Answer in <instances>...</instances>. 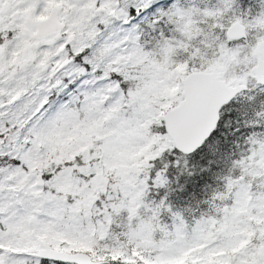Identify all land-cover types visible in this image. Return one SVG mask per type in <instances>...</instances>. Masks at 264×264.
Returning <instances> with one entry per match:
<instances>
[{"label":"snow or ice","instance_id":"1","mask_svg":"<svg viewBox=\"0 0 264 264\" xmlns=\"http://www.w3.org/2000/svg\"><path fill=\"white\" fill-rule=\"evenodd\" d=\"M0 264H264V0H0Z\"/></svg>","mask_w":264,"mask_h":264}]
</instances>
